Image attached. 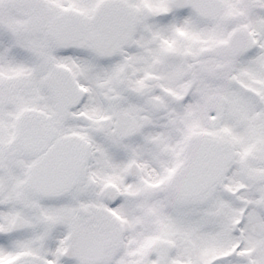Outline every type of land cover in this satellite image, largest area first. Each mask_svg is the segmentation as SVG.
Segmentation results:
<instances>
[{
  "label": "snow or ice",
  "instance_id": "obj_1",
  "mask_svg": "<svg viewBox=\"0 0 264 264\" xmlns=\"http://www.w3.org/2000/svg\"><path fill=\"white\" fill-rule=\"evenodd\" d=\"M0 264H264V0H0Z\"/></svg>",
  "mask_w": 264,
  "mask_h": 264
}]
</instances>
